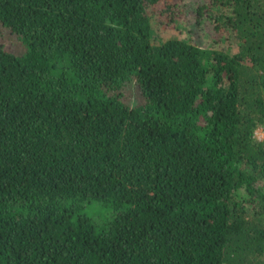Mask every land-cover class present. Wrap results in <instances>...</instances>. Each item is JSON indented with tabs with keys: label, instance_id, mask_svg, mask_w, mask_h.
I'll return each mask as SVG.
<instances>
[{
	"label": "trees",
	"instance_id": "16d2710c",
	"mask_svg": "<svg viewBox=\"0 0 264 264\" xmlns=\"http://www.w3.org/2000/svg\"><path fill=\"white\" fill-rule=\"evenodd\" d=\"M195 2L0 0V264H264V0Z\"/></svg>",
	"mask_w": 264,
	"mask_h": 264
},
{
	"label": "rangeland",
	"instance_id": "374dc122",
	"mask_svg": "<svg viewBox=\"0 0 264 264\" xmlns=\"http://www.w3.org/2000/svg\"><path fill=\"white\" fill-rule=\"evenodd\" d=\"M196 0H185V2L186 3H190V5H194V4H196V2H195ZM157 16V15H156ZM157 22H158V20H157ZM180 24H184L185 25V23H180ZM161 26V25H160ZM172 37H186L187 36V32L185 31V30H183V29H178V30H175V31H172V35H171ZM208 41V40H207ZM205 43V42H204ZM260 127H263V126H259L258 128H260Z\"/></svg>",
	"mask_w": 264,
	"mask_h": 264
},
{
	"label": "built area",
	"instance_id": "2783aa9c",
	"mask_svg": "<svg viewBox=\"0 0 264 264\" xmlns=\"http://www.w3.org/2000/svg\"><path fill=\"white\" fill-rule=\"evenodd\" d=\"M255 136H256L260 141H264V126L256 129V131H255Z\"/></svg>",
	"mask_w": 264,
	"mask_h": 264
}]
</instances>
